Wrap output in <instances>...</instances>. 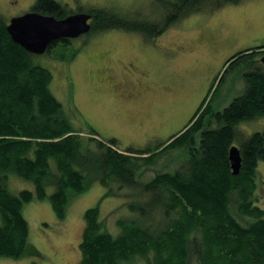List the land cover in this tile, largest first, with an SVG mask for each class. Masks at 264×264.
Segmentation results:
<instances>
[{
	"label": "trees",
	"instance_id": "trees-1",
	"mask_svg": "<svg viewBox=\"0 0 264 264\" xmlns=\"http://www.w3.org/2000/svg\"><path fill=\"white\" fill-rule=\"evenodd\" d=\"M239 1L158 0L157 7L132 15L103 7L74 11L58 0H34L30 11L58 19L84 11L90 14L89 33L122 29L153 40L188 15ZM7 22L0 13V256H41L28 242L26 203L48 199L63 220L73 198L97 181L106 191L83 211L76 264H264L257 170L264 161V127L251 133L239 128L264 116V45L224 61L209 93L240 67L244 84L225 106L214 109L207 93L167 139L145 148H119L115 138L72 126L50 89L51 71L36 61L38 54L11 38ZM71 39H55L44 52L67 59L54 47ZM233 145L241 156L237 173L228 158ZM176 150L185 156L165 165L167 157H176L169 151ZM108 196L122 202L103 217L99 203Z\"/></svg>",
	"mask_w": 264,
	"mask_h": 264
},
{
	"label": "rangeland",
	"instance_id": "rangeland-1",
	"mask_svg": "<svg viewBox=\"0 0 264 264\" xmlns=\"http://www.w3.org/2000/svg\"><path fill=\"white\" fill-rule=\"evenodd\" d=\"M58 1L74 11L103 7L132 15L158 5V0ZM33 2L0 0V13L5 20H9L12 16L29 11ZM119 31L125 32L122 29H108L102 31L104 33L101 35L94 32L81 34L72 38L68 45L54 47L55 53L65 52L69 56L67 59L54 58L43 52L36 55V61L51 71L50 89L66 109L74 128L85 132L92 130L96 133L93 136L98 138H115L119 148L129 145L145 148L158 142L159 136H169L187 122L209 93L210 85L226 58L244 48L264 45V0H240L211 12H196L166 28L161 33L166 32L161 43L174 48L175 53L169 54L171 58L174 57V66L171 93L164 99L152 94L146 96L145 100L136 97L132 103L123 102L118 97L109 96L106 80L97 79L100 71L109 69L108 59L102 57V52L105 51L103 44L110 35L102 34H117ZM73 49L76 51L73 52ZM154 52H160V48ZM243 64L244 61L239 66ZM239 71L241 67L228 71L213 94L212 91L209 93L212 94L210 102L214 109L222 108L240 94L238 86L243 83V77ZM134 104L136 106L130 109ZM180 123L182 125L179 127ZM263 127L264 116L239 124V128L246 133ZM153 129L170 131L155 133L154 138L150 132ZM83 131L80 134H86ZM171 152H175L176 157L173 160L167 157L165 165L176 164L185 156L178 150ZM257 170L262 180L258 187L261 191L260 202L264 206V161H259ZM105 191L106 188L99 182H91L86 190L73 198L63 220L57 218L48 199L26 203L23 212L29 225L28 242L39 250L41 256H0V264H27L31 260L40 264H76L79 258L78 241L84 224L83 211L95 205ZM121 202L117 197H106L99 203L100 214L105 217Z\"/></svg>",
	"mask_w": 264,
	"mask_h": 264
},
{
	"label": "crops",
	"instance_id": "crops-1",
	"mask_svg": "<svg viewBox=\"0 0 264 264\" xmlns=\"http://www.w3.org/2000/svg\"><path fill=\"white\" fill-rule=\"evenodd\" d=\"M102 31L95 33L101 35L104 33ZM107 33L102 34L110 35L103 44L105 51L102 52V57L108 59L109 69L105 72L100 71L97 79L106 80L108 89L106 90L109 96L118 97L123 102L134 101L136 97L145 100L146 96L152 94L161 99L167 98L171 93L170 83L174 66H172L174 57L171 58L169 54L171 52L173 55L175 49L161 43L166 32L153 41L129 31H119L117 34ZM153 42L155 44L152 46ZM159 48L160 52H154ZM243 86L244 84L240 83L238 88L242 90ZM135 106V104L130 106V109ZM181 123L178 125L179 127L182 125ZM182 127L183 125L179 129ZM170 130L153 129L150 132L153 135ZM153 137L156 138L155 135ZM168 137L161 138L159 136V140H165Z\"/></svg>",
	"mask_w": 264,
	"mask_h": 264
},
{
	"label": "water",
	"instance_id": "water-1",
	"mask_svg": "<svg viewBox=\"0 0 264 264\" xmlns=\"http://www.w3.org/2000/svg\"><path fill=\"white\" fill-rule=\"evenodd\" d=\"M90 14L87 12H73L63 18L35 11L9 18L6 29L11 38L30 52L40 54L47 45L58 38L77 37L87 33L90 29ZM264 62V55L261 57ZM228 158L233 173L239 170L241 156L237 146L229 148Z\"/></svg>",
	"mask_w": 264,
	"mask_h": 264
},
{
	"label": "bare ground",
	"instance_id": "bare-ground-1",
	"mask_svg": "<svg viewBox=\"0 0 264 264\" xmlns=\"http://www.w3.org/2000/svg\"><path fill=\"white\" fill-rule=\"evenodd\" d=\"M223 70V69H222Z\"/></svg>",
	"mask_w": 264,
	"mask_h": 264
}]
</instances>
